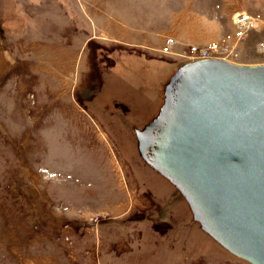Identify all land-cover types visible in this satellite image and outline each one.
Returning a JSON list of instances; mask_svg holds the SVG:
<instances>
[{
	"label": "rangeland",
	"instance_id": "1",
	"mask_svg": "<svg viewBox=\"0 0 264 264\" xmlns=\"http://www.w3.org/2000/svg\"><path fill=\"white\" fill-rule=\"evenodd\" d=\"M237 13L258 21L239 40ZM262 42L264 0H0V264H248L132 130L177 67L264 64Z\"/></svg>",
	"mask_w": 264,
	"mask_h": 264
},
{
	"label": "water",
	"instance_id": "2",
	"mask_svg": "<svg viewBox=\"0 0 264 264\" xmlns=\"http://www.w3.org/2000/svg\"><path fill=\"white\" fill-rule=\"evenodd\" d=\"M162 94L156 116L132 130L140 158L213 242L264 264V64L189 61Z\"/></svg>",
	"mask_w": 264,
	"mask_h": 264
},
{
	"label": "built area",
	"instance_id": "3",
	"mask_svg": "<svg viewBox=\"0 0 264 264\" xmlns=\"http://www.w3.org/2000/svg\"><path fill=\"white\" fill-rule=\"evenodd\" d=\"M233 24L235 26L234 38L237 40L244 38L245 32L248 28L257 27V19L246 15L245 13H237L232 17ZM211 47V46H210ZM259 52L264 53V42L257 46Z\"/></svg>",
	"mask_w": 264,
	"mask_h": 264
},
{
	"label": "bare ground",
	"instance_id": "4",
	"mask_svg": "<svg viewBox=\"0 0 264 264\" xmlns=\"http://www.w3.org/2000/svg\"><path fill=\"white\" fill-rule=\"evenodd\" d=\"M209 58H210V57H209ZM202 59H207V58H202ZM220 59H221V58H220ZM199 60H201V59H199ZM224 60H225V59H224ZM193 61H197V60H193ZM226 61H228V60H226ZM229 62H230V61H229ZM235 64H237V63H235ZM243 65H245V64H243ZM177 68H178V67H177ZM173 73H174V72H173ZM169 78H170V77H169ZM167 81H168V80H167ZM167 81H166V82H167ZM166 82H165V84H166ZM165 84H164V85H165ZM162 99H163V94H162ZM161 104H162V101H161ZM161 104H160V105H161ZM159 107H160V106H159ZM159 107H158V109H159ZM157 112H158V110H157ZM156 114H157V113H156ZM156 114H155V116H156ZM155 116H154V117H155ZM151 120H152V119H151ZM147 123H148V122H147ZM147 123H146V124H147ZM146 124H145V125H146ZM145 125H144V126H145ZM133 134H134V132H133ZM134 136H135V135H134ZM135 138H136V137H135ZM155 173H156V172H155ZM156 174H157V173H156ZM160 177H161V176H160ZM161 178H162V177H161ZM220 247H221V246H220Z\"/></svg>",
	"mask_w": 264,
	"mask_h": 264
}]
</instances>
